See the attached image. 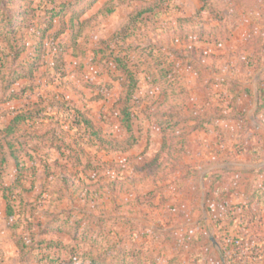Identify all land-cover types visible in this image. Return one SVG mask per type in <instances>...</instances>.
<instances>
[{
  "label": "rangeland",
  "instance_id": "obj_1",
  "mask_svg": "<svg viewBox=\"0 0 264 264\" xmlns=\"http://www.w3.org/2000/svg\"><path fill=\"white\" fill-rule=\"evenodd\" d=\"M1 11L0 264H264L263 204L230 200L254 178L264 188V155H245L264 145V118L249 115L264 0H0ZM118 59L137 79L127 103ZM126 106L138 140L121 150ZM23 110L34 117L5 137Z\"/></svg>",
  "mask_w": 264,
  "mask_h": 264
},
{
  "label": "trees",
  "instance_id": "obj_2",
  "mask_svg": "<svg viewBox=\"0 0 264 264\" xmlns=\"http://www.w3.org/2000/svg\"><path fill=\"white\" fill-rule=\"evenodd\" d=\"M0 13L5 14L4 11H1ZM5 17H7V16H4L3 19H5ZM39 48L40 47H37L36 49L39 50ZM20 51H21V49H18L16 51V56L19 54ZM260 53L261 52H259V53L257 52V54H256L257 55V58H256L257 65H259V67H261L262 66L261 64L264 63L263 60L260 61V56H261ZM118 61H119V65H121V68L123 70V74H124V76H125V78L127 80V83H128V86H127V99H126V103H127L132 98V96H133V94L135 92V89H136V86H137V79H136L135 75L133 74V71L131 70V68L127 64H125L122 59H118ZM30 65H28V67ZM12 72H13V77H15L16 76L15 75L16 70H13ZM32 73H33V71H32V68H31L29 70H25L23 73L19 74L16 77H18V78H20V77H32ZM235 86L241 87V83L240 82L239 83L238 82H233V87L230 88L231 93L234 94V95H232V98H231L230 102H232V108L236 110L238 108L237 100H238L239 92H235ZM26 87L27 86H25L23 89H19V90L11 89V87H6L5 88L6 95H3L1 97V101H7V100H12V99L22 98L26 94ZM261 90L264 91V89H261ZM244 91L245 92H250V90L248 88H245ZM260 112H262L264 114V94H262L260 96V103H259L257 109L255 110L256 114H258ZM34 114H35L34 111L31 112V114H30V112H28L27 110H23V111L15 114L11 118V120L9 121V124L4 129L5 132H6L5 137H12L16 133V131L18 129H20L22 127V125L26 121L30 120V117L31 118L34 117ZM131 114L132 113L130 112L129 106H126V107L123 108V117L121 118V124L123 125L124 128H126V130L129 133V135H128V138L126 139V142L123 143V146L119 147V149H121V150L129 149L130 147L134 146L136 144V141L138 140V137L135 135V133L133 131V124H132ZM236 114L242 115V113H239L238 110H236ZM199 127H202V123L196 125L194 128H199ZM8 145L10 146L11 154L15 158H17V156L14 153V150L12 149L13 148V143L11 141H9ZM184 147H186L185 139H184V143H183V148ZM3 148H4V146H3ZM3 148H2V150H4ZM255 148H256V146H255ZM252 158H253L252 159L253 161H256V160L261 158V156H260V148H256ZM17 164L19 165V161L18 160H17ZM258 181L259 180H257L256 178H254L252 180L250 185L252 186L253 190L245 192L244 193V196H245L244 199L246 200V198H247L246 202H248V203H251V202L255 201L256 205H259V204L262 203L263 206H264V188L262 187V185H259ZM245 206H247V203L245 204ZM11 214H13V210L10 207L9 199H7V215L10 216ZM17 243H18V246H19L21 251H24L25 248L27 247L26 242L23 243V242H21L19 240V241H17ZM50 244H54V243L52 241H50V242H48V245H50ZM94 262L95 261H93V263Z\"/></svg>",
  "mask_w": 264,
  "mask_h": 264
},
{
  "label": "crops",
  "instance_id": "obj_3",
  "mask_svg": "<svg viewBox=\"0 0 264 264\" xmlns=\"http://www.w3.org/2000/svg\"><path fill=\"white\" fill-rule=\"evenodd\" d=\"M259 72H263V76L260 78V79H258V81H256V83H255V86L257 85V83L261 80V89H264V65H263V67L260 69V71ZM262 94H264V91L262 92ZM247 97H250L249 95H246ZM258 106V105H257ZM257 106L254 108V109H257ZM253 111V110H252ZM251 112V111H250ZM250 112H249V115L251 116V115H255V117H253L254 119H256V116H257V118H264V115H263V113L262 112H260V113H258V114H256L255 113V111L252 113V114H250ZM254 121V120H253ZM258 126V125H257ZM214 127V126H213ZM253 127L256 129V125H253ZM258 128H259V126H258ZM258 131H260V130H258ZM256 146V145H255ZM255 146H252L251 148H249V149H246V151H245V155H247L248 154V159H250V161H252V162H255V161H253L252 159V157H253V153H254V151L256 150V148H260V156H263L264 155V145H262V146H259V147H256L255 148ZM250 157V158H249ZM248 162V163H246V165H248V164H251V162ZM256 161H259V159L258 160H256ZM251 165H254L253 163L251 164ZM242 196V195H241ZM230 200L231 201H233V202H246V200L243 198V197H241V199H237L236 197H235V195L233 194V196H231L230 197ZM226 201H228V200H226Z\"/></svg>",
  "mask_w": 264,
  "mask_h": 264
},
{
  "label": "water",
  "instance_id": "obj_4",
  "mask_svg": "<svg viewBox=\"0 0 264 264\" xmlns=\"http://www.w3.org/2000/svg\"><path fill=\"white\" fill-rule=\"evenodd\" d=\"M256 105V104H255Z\"/></svg>",
  "mask_w": 264,
  "mask_h": 264
}]
</instances>
